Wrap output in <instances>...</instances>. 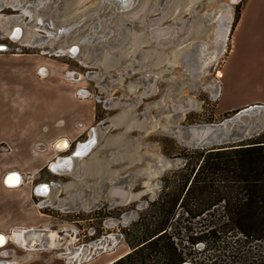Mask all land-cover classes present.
I'll list each match as a JSON object with an SVG mask.
<instances>
[{
  "label": "rangeland",
  "instance_id": "1",
  "mask_svg": "<svg viewBox=\"0 0 264 264\" xmlns=\"http://www.w3.org/2000/svg\"><path fill=\"white\" fill-rule=\"evenodd\" d=\"M133 4L119 12L101 0H3L0 8V45L7 47L4 52L22 54L0 57V86L16 84V73L39 58L57 62L56 77L63 86L73 82L63 77L65 70L88 73V82L81 84L93 98L76 94L78 113H90L84 102H92L96 118L76 141L95 135L96 145L87 156L73 160L71 171L62 176L68 181L62 188L42 192L51 201L75 203L78 222L69 226L77 225L76 237L63 232L70 228L64 219L62 234L54 227L48 234H57L54 240L48 236L39 240L61 252L63 259L72 256L84 262L92 257L96 264L106 257L124 256L129 251L125 231L158 197L163 178L183 167L185 154L195 149L196 128L206 127L212 134L222 127L214 136H200L199 140L207 139L199 150L220 147L215 145L218 140H230L247 129L251 137L257 129L264 132V111L240 115L244 107L237 108L242 102L264 105V7L256 9L252 0ZM222 4L231 6L228 39L219 57L199 73L185 53L208 41L214 26L206 17ZM98 22L94 32L91 25ZM107 27L109 35L104 38ZM17 28L18 40L11 37ZM73 46L79 48L77 55L66 51ZM5 70L14 71L11 82L1 76ZM5 99L0 96V105ZM8 99L19 101L23 96L13 90ZM86 118L90 120L91 114L73 116L67 123L69 131L76 132L73 123L86 124ZM200 224L177 231V242L186 246L188 237L210 229L207 221ZM92 241L95 244L83 246ZM192 253L188 264H264V241L245 244L228 239L220 244L207 233Z\"/></svg>",
  "mask_w": 264,
  "mask_h": 264
},
{
  "label": "crops",
  "instance_id": "2",
  "mask_svg": "<svg viewBox=\"0 0 264 264\" xmlns=\"http://www.w3.org/2000/svg\"><path fill=\"white\" fill-rule=\"evenodd\" d=\"M252 1L256 9L264 7V0ZM20 55L0 51L1 58ZM56 65L57 62L47 59H34L24 70L16 73V84L10 81L14 78V71L5 70L1 74L11 84L0 86V96L6 98L0 105V237H5L0 244V264H66L61 252L47 246L45 241H39L42 236L47 237L49 232L54 231L56 220L43 213L41 198L35 196L43 193L36 187L45 184L44 174L50 163L63 156L59 149L66 143L61 141L74 143L83 136L85 129L94 124L96 105L84 102L90 106V113L87 114H91V118H86V124L74 122L77 130L72 134L67 127L68 121L73 116L76 118L77 114L87 117V114L83 115V110L78 113L79 101L75 96L78 89L85 88V85L72 82L70 86H63V82L56 77ZM13 90L23 99H8ZM26 96L30 100L26 101ZM63 96L66 101H63ZM258 104L242 102L237 108ZM78 124H82L83 128L80 129ZM39 174L42 180L37 179ZM47 191L44 188V192ZM106 253L105 250L102 254ZM100 257L101 254L97 255V258ZM114 260L115 257L110 256L96 264H110ZM92 261L91 257L78 264H93Z\"/></svg>",
  "mask_w": 264,
  "mask_h": 264
},
{
  "label": "trees",
  "instance_id": "3",
  "mask_svg": "<svg viewBox=\"0 0 264 264\" xmlns=\"http://www.w3.org/2000/svg\"><path fill=\"white\" fill-rule=\"evenodd\" d=\"M185 157L125 231L129 251L110 264H184L207 233L220 244L264 241V132ZM205 221L207 232L188 237L186 246L177 242V231Z\"/></svg>",
  "mask_w": 264,
  "mask_h": 264
},
{
  "label": "water",
  "instance_id": "4",
  "mask_svg": "<svg viewBox=\"0 0 264 264\" xmlns=\"http://www.w3.org/2000/svg\"><path fill=\"white\" fill-rule=\"evenodd\" d=\"M0 1H2V0H0ZM135 1H134V3H135ZM107 3H110V2L108 0H101V4L102 5L103 4H107ZM2 7H3V3L0 2V8H2ZM131 7H129V8H131ZM115 8L119 12H121V11L123 12V11H126L127 10V9L126 10H119L116 6H115ZM98 12H99L98 9H96L94 13L98 16ZM212 15L213 14H210L209 16L206 17V21L208 23H210L208 20H209V17L212 16ZM229 23L227 24V26H226L225 23L223 24L225 26V30L226 29H229ZM98 26H99V22L98 23H93L91 25V28H93L94 29V32H96ZM14 31L15 30H13V33H12L11 37L13 39H17L18 40L19 39V36H16L14 34ZM108 35H109V30H108V27H107V30L103 32L102 37L107 38ZM90 36H93V35L90 34ZM226 36H227V34H226ZM226 39H228V37H225L224 39L221 40L220 46H219V53L222 52L223 47H224V43H225V40ZM198 45H199V43L195 44L192 50H190L188 53H185L186 61H189L191 63V65L196 70H197V66L199 64V59H198V55H197V53H198L197 52ZM6 50H7V47L5 45H0V51H6ZM70 52H71V54L76 52L75 55H77L78 52H79V48H78V51H74V49H73ZM57 53L60 54L61 52L59 51ZM219 53H218V56H219ZM78 96L79 97H86L87 96V92L85 91V89H80L78 91ZM253 107H254V110H252L253 112L254 111H257V110L264 111V107L261 106V105H259V106L253 105ZM249 109H250V107L249 108L246 107V108L240 110L239 111V114H249V113L252 112ZM220 125H217V127H220ZM207 129L208 128L203 127V129L201 128V129H197V130H194V131H195V134H198L199 137L200 136L201 137L205 136L206 133L208 134V136L209 135L210 136H214L216 133H219V131L222 129V127L218 128L216 130L215 129L212 130V132H213L212 134L213 135ZM92 130H94V128ZM262 130H263V128L257 129L255 133L258 135L259 132L262 131ZM249 132H250V130L247 131V132H245V133L244 132L243 133H239V135H236L234 138H231L230 140H224V139L218 140V142H216L215 145L216 146H224V145H227V144H235V143L241 142L244 139L251 137V136L248 135ZM199 137H197V140L192 144L193 148H195V149L201 148V147L205 146V143L203 144V141L206 140L207 137L201 138V140L198 139ZM62 142H64V144L66 143L64 149L69 146L67 141L63 140ZM95 145H96V137H95V135L92 136L90 139H87L84 142H77V141H75V147H74L73 151L71 152V154H69L68 156H59L58 158H56L55 161H53V162L50 163L49 169L51 171L55 172V173L70 172L71 169H72V166H73V160L75 158H83V157L87 156L93 150V148L95 147ZM0 246H2V245H0ZM184 264H188V263H184Z\"/></svg>",
  "mask_w": 264,
  "mask_h": 264
},
{
  "label": "bare ground",
  "instance_id": "5",
  "mask_svg": "<svg viewBox=\"0 0 264 264\" xmlns=\"http://www.w3.org/2000/svg\"><path fill=\"white\" fill-rule=\"evenodd\" d=\"M12 1H15V0H12ZM108 1L110 3H112L113 5H115L119 10H123V9L133 5L135 0H108ZM0 2L3 3V0ZM220 7L224 8L225 10H221V8L218 9L216 12L212 13L213 15L210 16L209 20H208L214 26L211 36L209 37L208 41L199 43V45L197 47V52H198L197 55H198V59H199V64L197 66V70L199 71V73H203L204 71H206V68L209 65H211L214 62V60H216L219 57L218 53H219L220 42L225 37H228L229 29L225 30V26L223 24L225 23L227 26V24L231 21V6L229 4H222ZM14 34L16 36H19V38H20V35H21L20 28L15 29ZM226 34H227V36H226ZM73 49H74V51H78L77 47L71 48V49L66 50V51L71 54L70 51ZM210 49H212L213 51H209ZM75 53H72V55H75ZM257 106H259V105H257ZM247 108H249V107H247ZM249 110L250 111L254 110V107L250 106ZM240 115H242V114H240ZM196 129H198V128H196ZM247 131H249V130L248 129L245 130L244 133ZM64 147H65V145L62 148H64ZM46 191L48 193L49 189L46 188ZM42 192H44V190ZM47 193H45V194H47ZM55 237H57V234L48 235V240H51V239L54 240ZM4 238L0 237V244H3ZM106 251H108V250L106 249Z\"/></svg>",
  "mask_w": 264,
  "mask_h": 264
},
{
  "label": "flooded vegetation",
  "instance_id": "6",
  "mask_svg": "<svg viewBox=\"0 0 264 264\" xmlns=\"http://www.w3.org/2000/svg\"><path fill=\"white\" fill-rule=\"evenodd\" d=\"M74 146H75V143L71 144L68 149L62 151L64 152L63 155H68L71 153V151L74 149ZM47 174H44L45 175V179H46V182H44V186L40 187V189L43 191L44 188H50V187H55L56 189L57 188H62V184H64L65 182H68L67 180L63 179V175H66L68 172H63V173H55V172H52L50 171L48 168L46 169V172ZM41 175L39 174L38 176V180H42L41 179ZM36 179V180H37ZM35 180V181H36ZM59 196L62 197L61 195V191L59 190ZM41 197V200L44 204L42 210H43V213H45L46 215L48 216H51L53 217L56 222L55 224H53V227H56L55 229L58 230V232L60 234H62V230H61V227H63V220L65 219V223H67L66 225H70L71 227L72 224H77L78 221H76V216L78 213L75 212V203H71L70 206H66L67 204H62L61 200L60 199H54L53 201L49 200L47 198V196H40ZM62 205L63 209L59 210V206L58 205ZM56 210H59L60 212H56ZM74 219V220H73ZM59 221V222H58ZM68 221V222H67ZM69 226V227H70ZM66 228V229H63V232L67 230L68 233V238H70V236H73V237H76V234L74 232V230L76 229L77 225H74V228ZM76 231V230H75ZM94 236V232L93 233H90V237H93ZM99 242V241H97ZM92 242L88 243V245H84V246H89L90 244H92ZM95 244V243H93Z\"/></svg>",
  "mask_w": 264,
  "mask_h": 264
},
{
  "label": "built area",
  "instance_id": "7",
  "mask_svg": "<svg viewBox=\"0 0 264 264\" xmlns=\"http://www.w3.org/2000/svg\"><path fill=\"white\" fill-rule=\"evenodd\" d=\"M87 74L88 73H86L85 75L84 74H82V72H78L77 70H65L64 71V73H63V77L64 78H66V79H68V80H70V81H73V82H78V83H80V82H83V80H85V81H87L88 82V77H87ZM80 89H85V91L87 92V96H89V97H92V94H91V92H89V90L87 91V89L86 88H83V87H81V88H79L78 89V91L80 90ZM77 95H78V92H77ZM86 96V97H87ZM93 98V97H92ZM96 102H99L98 100L96 101ZM78 127L80 128V129H82L83 128V125L82 124H78ZM91 129V127H89V128H87V129H85L84 130V132H83V134L82 135H85V134H87L88 132H89V130ZM63 141V140H62ZM61 141V142H62ZM78 142V141H77ZM75 143V142H74ZM71 144H73V143H68V145L70 146ZM68 146V147H69ZM68 147L67 148H60L59 150H66V149H68ZM75 147V146H74ZM1 149L2 150H5V148H3V147H1ZM48 169H49V167H48ZM50 170V169H49ZM51 171V170H50ZM53 172V171H52ZM25 177H29V175H25ZM40 185V186H39ZM39 185H37V189L39 190L40 189V187H42V186H44V184H39ZM42 190L40 189V192H41ZM37 195H39V196H44L43 194H35V196H37ZM38 198H41V197H38ZM41 200V199H40ZM41 202H42V200H41ZM42 204H43V202H42ZM43 206H44V204L43 205H41V208H43ZM84 246V245H83ZM83 246H81V247H83ZM65 262H66V264H78V261H75V260H73V259H71V258H67V259H65Z\"/></svg>",
  "mask_w": 264,
  "mask_h": 264
}]
</instances>
